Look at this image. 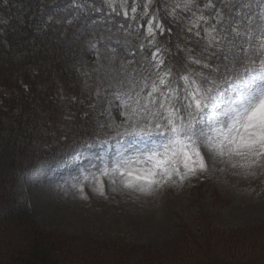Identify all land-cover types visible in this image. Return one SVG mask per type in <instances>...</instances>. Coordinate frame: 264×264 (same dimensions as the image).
<instances>
[{"label": "rangeland", "instance_id": "374dc122", "mask_svg": "<svg viewBox=\"0 0 264 264\" xmlns=\"http://www.w3.org/2000/svg\"><path fill=\"white\" fill-rule=\"evenodd\" d=\"M10 1L23 10H29L23 22H26V32L30 34L31 42L34 41L32 47L36 52L39 48L51 50V46L55 49L60 47V54L55 52L59 56L49 58V68L54 59L57 66L71 65L75 81L82 83L81 91L89 95L88 102H85L87 96L79 92L64 95L58 92L54 97L64 100L57 103L51 97L46 101V110L42 112H46L50 123L44 120L40 124L65 123L64 135L68 139L73 136L69 125L72 127L76 123L79 128L81 123L82 130L90 129L85 126L90 123L85 112L76 116L73 109H86L84 103L93 106L90 116L94 117L100 109L119 108L118 105L127 97L121 95L118 98V94L127 93L129 85L134 84L139 88L143 77L148 78L149 84L155 78L152 72L155 68L150 72L144 67L151 61L148 40L151 37L145 38L147 21L155 16L156 22L169 26V21L162 20L163 17L186 19L190 14L189 10H185L186 0H152L147 9L148 16L143 15V5L148 0ZM210 2L213 6L205 8L209 0H194L190 10L202 11L209 17L215 14L220 19L218 26H223V42L217 49L221 52L214 56L215 63L212 65L219 68L215 76L221 84V92L215 101V115L222 116L238 98L243 87L242 83L225 78L243 71L245 64L252 67L248 64V57L255 58L264 51L260 47L264 43V36L261 35L264 32V0ZM133 6H137L135 20L130 12ZM19 10L17 7L16 11ZM124 11H129L128 19L123 16ZM218 26L216 32L219 35ZM163 34H156L159 37L155 40L159 44L163 43ZM207 41L209 43L206 42V45L214 43L209 37ZM24 51L18 55L32 54L30 50ZM224 57L228 58L227 61ZM235 57H239L242 64L233 68L232 60ZM188 58H194L193 54L190 53ZM41 75L44 80L52 77L57 80L58 77L56 74L49 77V73ZM64 110L69 117L59 114ZM212 116L211 110L205 113L204 127L208 126ZM8 118L7 112L0 113V129L4 122L9 123ZM114 120L104 115L94 125L102 127L107 123H116ZM116 120L122 126L111 139L94 138L83 142L86 137L95 134L84 131L80 143L72 147L66 156L40 158L25 166L23 158L29 161L27 155L21 156L17 163L13 158L4 160L0 167L8 181L0 191L8 196L5 199L0 196V208L15 213L28 206L44 228L57 229L74 237L81 246H89L93 241L101 244L104 240H113L111 243L123 247L134 245L137 250L132 254V264L146 262L149 252L155 255L168 251L172 240L185 235L183 227L188 228L192 236L200 235V238L208 234V223L212 229L264 237V168L256 169L255 175L248 176L242 174L243 170H234L222 162H214L207 171L191 175L184 181L174 178L154 188L150 194L105 183L102 189L99 184L96 185L104 192V195H100L84 177L105 166L111 167L121 156L143 158L161 142L156 136H131L128 134L131 131L129 124L121 119ZM53 134L57 135L56 132ZM42 138L40 134L36 135L35 141ZM9 240L18 246L21 238L11 236ZM101 253L109 256L105 251ZM248 253L250 256L264 255V244L251 251L248 247ZM260 264H264V259Z\"/></svg>", "mask_w": 264, "mask_h": 264}, {"label": "trees", "instance_id": "16d2710c", "mask_svg": "<svg viewBox=\"0 0 264 264\" xmlns=\"http://www.w3.org/2000/svg\"><path fill=\"white\" fill-rule=\"evenodd\" d=\"M17 7L20 8L19 11H16ZM28 11L10 0H0V113L7 112L9 115V123L4 122L0 129L1 166L4 160L12 158L14 163H17L24 155L29 156V161L23 158L24 166L40 158L51 159L62 155L70 146L80 141L82 132L111 131L116 125V123H107L102 127L96 126L94 123L98 118L106 115L116 120L124 116L122 113L127 111L125 107L100 109L96 116L92 117L90 111L93 106L84 103L86 109H73V112L79 116L84 111L90 119V123H86L85 126L90 129L82 130L81 123L79 128L82 131L76 127L78 126L76 123L72 127L69 125L73 134L70 139L64 135L65 123L48 124L50 122L47 114L42 112L46 110L47 99L54 97L58 92L63 95L79 92L82 96H87L85 102H88L89 95L81 91L83 85L75 81V73L71 65L66 63L57 66L54 64V59L49 68V58H57L61 52L60 47L55 49L51 46V50L39 48L38 52L32 47L34 41L31 42V36L26 32V22H23L30 13ZM201 16L203 20L199 19ZM162 20L169 21V26H163L164 31L167 30L162 35L163 43L159 44L158 40H155L161 35L158 32L159 36H155L154 40L151 37L153 43L157 42L158 45L152 43L149 48L150 53L159 49V58L164 61L160 75L167 70H172L173 77L184 72L196 71L198 66L190 64L193 59L188 58L190 53L195 59H203L211 66L215 63L214 56L221 52L217 49H220L223 42L221 39L223 26H218L220 19L217 15L209 17L206 14L190 13L186 19L172 16L169 19L165 16ZM170 22L177 25L172 26ZM194 24H199V28L193 27ZM216 26L220 28L219 35ZM208 37L214 42L210 46L205 44L208 42ZM24 50H30L32 54L20 57L18 54ZM156 71V69L152 71L153 75ZM44 73H49V77L56 74L57 80L54 77L44 80L41 75ZM56 100L58 103L64 98ZM73 101L81 102V100ZM65 112L66 110L60 111L59 114L69 117L70 115ZM44 120L48 123L40 124ZM77 130L79 132H76ZM55 132L57 135L53 134ZM39 134L43 138L41 141L39 139L35 141L36 135ZM46 134L48 135L44 137ZM7 181L0 167V188ZM0 192V196L4 199L8 196L7 193ZM0 210V216H3L0 219V264H132V254L137 250L136 246L131 244L123 247L111 243L113 240H104L101 244L93 241L89 246H81L75 242L74 237L57 229L44 228L35 219L28 206L15 213H8L3 208ZM209 224L207 230L206 227L203 228V233L205 230L208 232L204 234V238H200V235L192 236L193 233L183 227L185 235L172 240L168 251L155 255L149 252L148 260L143 264H260L263 261L264 255H259L262 251L258 255L250 256L248 247L251 251L262 246L264 237L212 229ZM11 236L21 238L18 246L12 240L7 241ZM249 241L250 245L247 246ZM102 251L107 252L109 256L103 255Z\"/></svg>", "mask_w": 264, "mask_h": 264}, {"label": "snow or ice", "instance_id": "6c2138e0", "mask_svg": "<svg viewBox=\"0 0 264 264\" xmlns=\"http://www.w3.org/2000/svg\"><path fill=\"white\" fill-rule=\"evenodd\" d=\"M193 2L186 0L185 10H190ZM151 3L152 0H148L143 5L144 16L149 15L147 9ZM212 6L210 0L205 4V8ZM130 12L135 20L137 6L131 7ZM123 16L128 19L129 11H124ZM199 19L203 20V17ZM193 27L199 28V24ZM163 31V25L153 16L147 21L145 38L154 40L157 32L163 34ZM261 35L264 36V32ZM153 40H149L150 45ZM260 47L264 49V43ZM227 59L224 57L225 61ZM163 64L157 49L151 53L149 64L144 65L150 72L152 68L157 70L151 83L143 77L139 88L129 85L127 93L118 94V98L121 95L127 97L121 103L127 109L122 115L131 127L128 134L134 137L156 136L161 142L143 158L121 156L111 167L105 166L84 177L100 195L104 192L96 185L102 189L105 183L150 194L154 188L174 178L184 181L198 172L203 173L214 162L243 170L242 174L248 176L255 175L256 169L264 168V51L255 58L248 57V64L252 67L245 64L243 71L225 78L242 83L243 87L222 116L215 115V101L221 92V84L215 76L219 73L218 67L193 58L190 64L198 66L196 71L173 77L172 70L160 75ZM240 64L242 60L239 57L233 58V68ZM210 110L213 116L204 127V115Z\"/></svg>", "mask_w": 264, "mask_h": 264}, {"label": "bare ground", "instance_id": "6f19581e", "mask_svg": "<svg viewBox=\"0 0 264 264\" xmlns=\"http://www.w3.org/2000/svg\"><path fill=\"white\" fill-rule=\"evenodd\" d=\"M151 250V249H150ZM139 251V250H138ZM146 258H147V256H146ZM135 264V263H134Z\"/></svg>", "mask_w": 264, "mask_h": 264}]
</instances>
